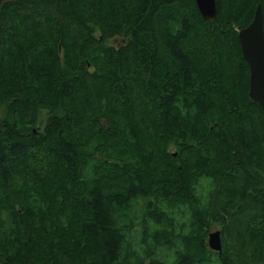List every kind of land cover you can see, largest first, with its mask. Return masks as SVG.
I'll return each mask as SVG.
<instances>
[{
  "label": "trees",
  "instance_id": "trees-1",
  "mask_svg": "<svg viewBox=\"0 0 264 264\" xmlns=\"http://www.w3.org/2000/svg\"><path fill=\"white\" fill-rule=\"evenodd\" d=\"M258 3L0 2V264H264Z\"/></svg>",
  "mask_w": 264,
  "mask_h": 264
},
{
  "label": "water",
  "instance_id": "water-1",
  "mask_svg": "<svg viewBox=\"0 0 264 264\" xmlns=\"http://www.w3.org/2000/svg\"><path fill=\"white\" fill-rule=\"evenodd\" d=\"M195 3L204 19L216 16V0H195ZM237 37L242 56L249 69L248 96L258 102L260 108L264 110V30L262 9L259 3L255 7L252 21L238 31ZM208 246L212 251H221L220 231L209 232Z\"/></svg>",
  "mask_w": 264,
  "mask_h": 264
},
{
  "label": "rangeland",
  "instance_id": "rangeland-1",
  "mask_svg": "<svg viewBox=\"0 0 264 264\" xmlns=\"http://www.w3.org/2000/svg\"><path fill=\"white\" fill-rule=\"evenodd\" d=\"M118 38H119V37H118ZM118 38H116V39L114 38L113 41H110V42H112L114 45H115V44H118V43L121 42V40L118 39Z\"/></svg>",
  "mask_w": 264,
  "mask_h": 264
},
{
  "label": "bare ground",
  "instance_id": "bare-ground-1",
  "mask_svg": "<svg viewBox=\"0 0 264 264\" xmlns=\"http://www.w3.org/2000/svg\"><path fill=\"white\" fill-rule=\"evenodd\" d=\"M123 38V37H122Z\"/></svg>",
  "mask_w": 264,
  "mask_h": 264
}]
</instances>
